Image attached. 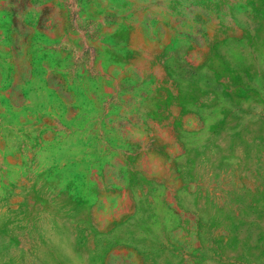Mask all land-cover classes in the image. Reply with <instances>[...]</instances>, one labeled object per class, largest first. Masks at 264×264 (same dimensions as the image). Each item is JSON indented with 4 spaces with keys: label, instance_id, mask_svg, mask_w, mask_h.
<instances>
[{
    "label": "rangeland",
    "instance_id": "rangeland-1",
    "mask_svg": "<svg viewBox=\"0 0 264 264\" xmlns=\"http://www.w3.org/2000/svg\"><path fill=\"white\" fill-rule=\"evenodd\" d=\"M0 264H264V0H0Z\"/></svg>",
    "mask_w": 264,
    "mask_h": 264
}]
</instances>
